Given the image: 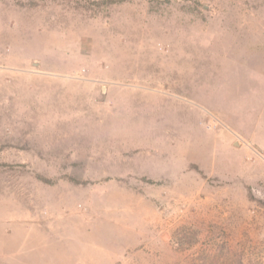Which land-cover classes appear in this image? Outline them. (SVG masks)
<instances>
[{"label": "rangeland", "instance_id": "374dc122", "mask_svg": "<svg viewBox=\"0 0 264 264\" xmlns=\"http://www.w3.org/2000/svg\"><path fill=\"white\" fill-rule=\"evenodd\" d=\"M0 264H264V0H0Z\"/></svg>", "mask_w": 264, "mask_h": 264}, {"label": "trees", "instance_id": "16d2710c", "mask_svg": "<svg viewBox=\"0 0 264 264\" xmlns=\"http://www.w3.org/2000/svg\"><path fill=\"white\" fill-rule=\"evenodd\" d=\"M71 181H73V183H75V184H80L78 182H75V180H71ZM85 184H86V182H83L81 185H85Z\"/></svg>", "mask_w": 264, "mask_h": 264}]
</instances>
